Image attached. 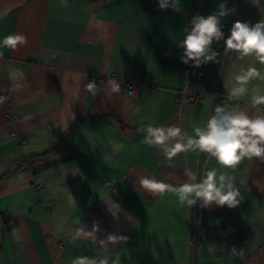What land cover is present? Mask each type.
I'll list each match as a JSON object with an SVG mask.
<instances>
[{
	"label": "crops",
	"instance_id": "0c3cea01",
	"mask_svg": "<svg viewBox=\"0 0 264 264\" xmlns=\"http://www.w3.org/2000/svg\"><path fill=\"white\" fill-rule=\"evenodd\" d=\"M221 2L180 0L177 12L158 0H67L68 7L0 0V40L27 37L15 50L0 49V264H71L77 256L107 264H264V159L222 169L190 150L169 162L140 131L175 125L193 134L213 110L200 83L221 81L230 91L242 69L264 74L255 57L226 55L220 41L212 46L217 62L202 64L199 82L183 85L184 30ZM226 2L235 12L222 18L225 37L236 21L264 19V3ZM131 79L141 83L135 97L126 93ZM92 80L95 96L85 88ZM256 85L264 81L247 87ZM190 95L197 100H178ZM239 101L256 114L250 92ZM212 168L234 178L236 207L189 209L171 191L154 196L139 185L155 177L177 187L185 169L199 178ZM94 224L99 230L89 235Z\"/></svg>",
	"mask_w": 264,
	"mask_h": 264
},
{
	"label": "clouds",
	"instance_id": "9594fccd",
	"mask_svg": "<svg viewBox=\"0 0 264 264\" xmlns=\"http://www.w3.org/2000/svg\"><path fill=\"white\" fill-rule=\"evenodd\" d=\"M254 6H261L264 0H250ZM60 6L68 7L67 0H60ZM160 9L180 11V0H158ZM235 12L229 8L226 0L221 2L210 15H195L191 27L184 30L183 39L178 46L183 49L181 60L187 64L190 61L199 67L209 62L216 63L219 53L212 47L214 42H224V52L237 54L241 59L253 56L264 64V19L255 24L236 21L229 34L225 37L222 30V18ZM27 43V37L20 33L10 34L0 40V49L15 50L18 45ZM2 54V53H0ZM236 86L227 93L231 106L216 104L203 127H196L193 134L175 125L154 126L142 125L140 131L144 133L143 143L149 147L159 148L167 161L182 152L199 151L214 158L222 169H234L243 159H264V88L260 85L247 87L250 80L264 81V74L254 67L242 69L236 77ZM113 92L121 90L120 83L112 79L108 82ZM86 91L95 96L99 87L95 80L85 85ZM250 92V103L256 109V114H249L242 110L237 103ZM169 166H172L169 163ZM186 180L177 187L157 180L155 177H141L139 185L152 195H162L173 192L181 206L189 209L200 202L201 206L210 205L234 208L238 205L239 191L235 187L234 178L226 171L212 168L198 178L191 169H185ZM98 226L93 225L89 235L95 236ZM126 237L109 235L108 239ZM235 250V249H233ZM71 264H107L106 260L95 257L77 256ZM118 264V262H114Z\"/></svg>",
	"mask_w": 264,
	"mask_h": 264
},
{
	"label": "built area",
	"instance_id": "2783aa9c",
	"mask_svg": "<svg viewBox=\"0 0 264 264\" xmlns=\"http://www.w3.org/2000/svg\"><path fill=\"white\" fill-rule=\"evenodd\" d=\"M198 2L199 1H197V4H198ZM201 75H202V70H201L200 66L199 67L194 66L191 61L187 64L182 63V82H183L184 86L189 84V83H192V82H199V80L201 79ZM145 84L151 90H153L155 87V82L153 81V79L146 80ZM140 85H141V83L135 79L128 80L126 82V86H125L126 87V93L130 97H135L137 90L140 87ZM199 92H200V94H203V95H206L209 97L212 108H214V106L216 104H219L223 100L230 101L227 97V93L229 91L224 87V85L221 81L219 82V84L216 87H211L209 85L200 83L199 84ZM178 100L192 103V102H195L197 100V96L190 95L187 97H181ZM231 102L233 103V101H231ZM235 103H237L238 106L240 105V101H237ZM193 244L196 245L197 241H193Z\"/></svg>",
	"mask_w": 264,
	"mask_h": 264
}]
</instances>
